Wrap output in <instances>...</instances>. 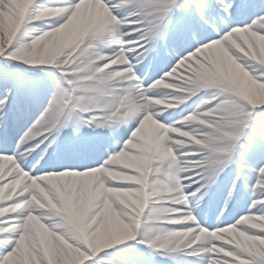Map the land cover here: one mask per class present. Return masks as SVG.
<instances>
[{"label": "snow or ice", "instance_id": "obj_1", "mask_svg": "<svg viewBox=\"0 0 264 264\" xmlns=\"http://www.w3.org/2000/svg\"><path fill=\"white\" fill-rule=\"evenodd\" d=\"M261 95L264 0H0V264H264ZM222 181L248 214L201 226Z\"/></svg>", "mask_w": 264, "mask_h": 264}, {"label": "rangeland", "instance_id": "obj_2", "mask_svg": "<svg viewBox=\"0 0 264 264\" xmlns=\"http://www.w3.org/2000/svg\"><path fill=\"white\" fill-rule=\"evenodd\" d=\"M41 2H42V3H45V4H49V3L54 2V0H41ZM40 27H41V28H44L45 30H47V29H46V26H45L43 23L40 24ZM32 35H34V33H29V34H27V35L25 36V38H24V39H25V42H26L27 38L30 37V36H32ZM44 67L50 68L52 71H54V66H53V65H45ZM203 92L206 93V91H202V92L200 93V96H199V97L194 98V99H195V103H194L195 105L199 104V102H200V100H201L202 98H205V95H206V94H203ZM257 101H258V102H264V95L258 96V97H257ZM158 227L161 229V233H160V234H166V232L168 231V228L165 227L163 224H159ZM100 237H101V236H100ZM105 239H106V234L104 235V239H103V240L97 238V244H102L103 241H104ZM82 259H83V258H82ZM82 259H80V260H77V259H76V260H75V258H73V264H82Z\"/></svg>", "mask_w": 264, "mask_h": 264}, {"label": "bare ground", "instance_id": "obj_3", "mask_svg": "<svg viewBox=\"0 0 264 264\" xmlns=\"http://www.w3.org/2000/svg\"><path fill=\"white\" fill-rule=\"evenodd\" d=\"M30 38H31V36L27 38L26 42H30ZM171 92H174V91H171ZM170 98H171V97H170ZM181 107H182V106H181ZM173 108H176V107H173ZM195 109H196V107L194 108V111H195ZM119 179H123V178H119ZM225 186H227V184H226ZM142 195H143V194H142ZM0 203H6V201L0 202ZM133 203H135V201H133ZM216 209H217V207H215L214 204L210 205L209 208H208V214H209V213H210V214H215ZM213 210H215V212H213ZM81 211H82V208H81V207H77V206H74V205H69V206L65 209V213H66L69 217L73 218L74 220H79L80 215H81ZM208 224H212V223H210V222L207 221V223H204L203 226H207ZM212 225H213V224H212ZM46 226H47V225H46ZM104 235H105V233L101 232V233H99V234L97 235V238L103 240V239H104ZM100 236H101V237H100ZM74 258H75V260H76V259H77V260L82 259V257H75V256H74Z\"/></svg>", "mask_w": 264, "mask_h": 264}]
</instances>
